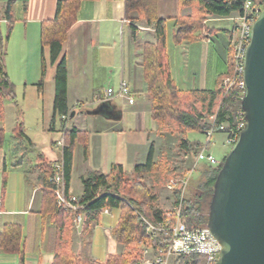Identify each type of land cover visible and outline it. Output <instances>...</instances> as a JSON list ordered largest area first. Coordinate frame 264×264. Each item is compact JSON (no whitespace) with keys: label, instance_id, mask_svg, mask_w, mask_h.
I'll use <instances>...</instances> for the list:
<instances>
[{"label":"crops","instance_id":"0c3cea01","mask_svg":"<svg viewBox=\"0 0 264 264\" xmlns=\"http://www.w3.org/2000/svg\"><path fill=\"white\" fill-rule=\"evenodd\" d=\"M58 1L0 0V45L5 72L16 87L24 84L22 100H31V105L40 110L37 120L41 124L38 138L35 133V136H29L25 119L19 127L14 128V132L22 134L18 137L29 142V145L27 142H15L16 154L19 151L21 155H29L31 163L21 177L20 189L8 191L3 187L5 184L8 186L11 180L10 167L14 170L21 168L23 160L19 158L20 155L10 161L6 154L0 161V174L3 175L5 168L8 172L0 189V233L7 224H19L23 231L22 253L4 252L0 247V264H53L56 255L66 244H70L80 258L88 255L96 260L92 256L93 246L85 249L86 242L78 231L73 230L71 234L67 229L73 226L66 213L52 217L40 212L43 184L37 155L41 153L51 161L57 157L54 143L62 125L58 121L52 124L55 75L64 57L68 59L67 99L72 110L67 124L69 130L75 129L84 134L75 142L73 149L69 180L71 193L81 196L84 191L82 178L97 171L107 174L113 164H119L127 173H133L135 166L146 163L152 152L155 161L164 160L172 171L173 163L175 167L180 161L188 164L190 159L185 160L184 155L194 154L195 158L197 150V136L188 135L192 130L184 133L182 130L172 132L168 129L160 133L158 123L151 115V97L144 79L142 50L145 42L156 41L155 31L148 29L152 26H147L136 12L127 14L125 0H85L77 21L63 43L61 54L53 62L50 47L41 45V27L43 21L55 17ZM191 12V7L180 6L178 0L158 2L159 17L166 24L165 51L171 77L183 92L187 107L189 92L219 88L220 79L229 65L227 54L233 22L228 18L236 14L218 16L208 13L207 25L198 32L202 34L203 30L207 31L205 38L176 43V20ZM214 34L217 35L214 37ZM213 43L218 53L212 56L211 62L206 47ZM42 76L44 87L41 93L38 83ZM122 81H126L133 91V103L118 97L108 101L111 104L110 112L88 113L101 104H92L97 94L105 93L109 87L118 89ZM16 91L18 94L19 90ZM76 103L87 106L75 108ZM1 130L2 141L4 129ZM5 144L8 147V142ZM173 147L181 150L179 162L164 157ZM190 147L195 149L188 150ZM112 209L109 214L87 212L83 227L89 219L100 220L103 215H111ZM108 245L113 249L109 248L108 252H113L118 243L115 239H109Z\"/></svg>","mask_w":264,"mask_h":264},{"label":"trees","instance_id":"16d2710c","mask_svg":"<svg viewBox=\"0 0 264 264\" xmlns=\"http://www.w3.org/2000/svg\"><path fill=\"white\" fill-rule=\"evenodd\" d=\"M85 0H59L56 15L53 19L42 22L41 45L51 49V60L55 62L63 49V43L67 39L72 25L78 19V13L82 2ZM159 0H125L126 13L136 12L139 17L145 20L146 24L153 25L156 41H147L142 50V67L147 92L151 97V115L158 123L160 133L166 130H182L184 133L192 130L205 133L211 128L210 123L202 120L203 109L207 112L211 109L214 100L221 94V90L191 91L188 93L190 102L187 104L183 92L178 88L171 77L168 66V58L165 53L166 47V24L158 14ZM180 6L191 7L189 15L179 16L176 20L174 41L181 43L184 40H201L203 36L198 33L203 29V22L206 14L228 16L242 9V0H178ZM264 5V0H261ZM197 33V34H196ZM230 52V49H229ZM3 49L0 45V124L4 121L3 99L10 98L16 101L15 85L5 72L3 64ZM230 59L227 71L230 73ZM43 75L45 65L43 63ZM68 59L64 57L58 64L55 75V100L53 122L58 121L64 126L62 118L68 115ZM39 91L43 92L44 77L38 83ZM196 98H192V97ZM225 108L219 112L217 124L224 123L228 129L236 128L238 125V110H243L240 101L228 96L225 100ZM71 116V113H70ZM19 127V124H16ZM2 130H0L1 133ZM21 134V132H19ZM84 135V134H83ZM78 130L72 129L66 132L65 167L66 180L69 186L70 170L73 158L75 142L83 136ZM202 145L197 141V148ZM55 147V146H54ZM190 147L188 150H194ZM40 160L38 165L42 179L41 213L44 216H60L66 213L72 218L71 211H65L57 207L54 192L55 185L52 181L54 169L52 163L41 153L37 155ZM164 160L155 161L151 152L146 163L135 166L134 174L139 175L138 179H128L127 172L119 164H113L111 171L104 174L100 171L92 172L82 178L84 191L80 196L83 203L87 205L86 213L92 212L98 215L104 208H119L120 217L112 228L115 240L122 244L125 250L121 253L108 252L103 260L84 261L73 253L69 245H65L56 255L53 264H140L141 253L136 250L139 238L146 236V228L141 218L135 214V210L129 206L127 201L132 203L136 209L153 221L161 218L164 210L154 209V196L151 189L142 181L143 176L160 170L165 165ZM210 168L200 165L197 170L209 174L208 181L201 186V194L197 200L187 198L188 212L191 215L192 223H208L209 213L204 212V204L207 199L213 196L214 183L222 164ZM162 166V167H163ZM166 166V165H165ZM167 169V167H166ZM5 168L3 174L6 175ZM5 180V177H4ZM207 203L210 210V202ZM195 212H201L199 220L193 216ZM68 218V217H67ZM69 230V226L67 228ZM70 232V230H69ZM0 247L4 252L22 253L23 231L19 224H7L0 233Z\"/></svg>","mask_w":264,"mask_h":264},{"label":"built area","instance_id":"2783aa9c","mask_svg":"<svg viewBox=\"0 0 264 264\" xmlns=\"http://www.w3.org/2000/svg\"><path fill=\"white\" fill-rule=\"evenodd\" d=\"M263 8L264 5L259 0H242L241 11L228 18L233 22L229 45L231 70L221 79L220 104L216 114L212 116L211 128L204 133L206 142L202 143L198 151L196 150L192 166L185 168L181 174H173L168 181L167 187L174 197L171 207L164 210L161 218L153 221L141 214L132 203L127 201L146 228V236L137 241V248L141 253L140 264H216L219 259L222 245L208 224L192 223L191 215L188 212L187 189L193 173L201 161H206L211 165L218 164L216 156L209 150L212 145L213 134L217 131L226 132L225 142L233 145L245 125L243 110L236 112L238 125L233 129H228L224 123L218 125L217 117L219 112L225 108V100L228 96L240 101V104L242 103L246 89V50L250 42L252 26ZM118 97L126 98L130 103L134 102L133 91L126 81H122L118 89L109 87L105 93L97 94L92 104L108 102ZM79 106L86 107L87 104L76 103L75 108ZM71 111L68 115L63 116L64 120L66 119L65 124L62 126L61 135L55 143L59 148V154L55 159L56 161L53 162L54 173L51 179L55 185L57 207L71 211L72 222L76 229L81 232L86 218L87 205L82 202L80 196L69 191L66 180L65 139L66 132L69 130L67 121ZM184 159L189 160L190 156L185 154ZM110 212V208H104L101 211L103 214ZM193 216L199 220L202 214L195 212Z\"/></svg>","mask_w":264,"mask_h":264},{"label":"water","instance_id":"95a60500","mask_svg":"<svg viewBox=\"0 0 264 264\" xmlns=\"http://www.w3.org/2000/svg\"><path fill=\"white\" fill-rule=\"evenodd\" d=\"M245 125L214 183L208 227L222 245L216 264H264V8L245 57ZM103 102L89 114L110 112Z\"/></svg>","mask_w":264,"mask_h":264},{"label":"rangeland","instance_id":"374dc122","mask_svg":"<svg viewBox=\"0 0 264 264\" xmlns=\"http://www.w3.org/2000/svg\"><path fill=\"white\" fill-rule=\"evenodd\" d=\"M260 1L261 0H259V2ZM206 18L203 22L204 26L207 25ZM147 26H149V25H147ZM151 26L152 27H148V29L154 30L153 25H151ZM205 32H207V31L203 30V32L201 34L203 36V38L206 37ZM214 33H216V31ZM216 35L217 34H214V37ZM197 45H199V44H197ZM206 48L208 50V53L210 54L209 60L211 61L213 59L212 56H214V55L216 56L215 53H218V48H216L215 43L211 44L210 46H208ZM165 53H166V51H165ZM227 56L230 59V52H228ZM222 77H221V79H222ZM221 79H220V82H221ZM23 87H24V84L21 83V85H19L18 87L15 88V91H16V89L19 90L18 94L16 93L17 91L15 92L16 93V101L11 100L10 98H4L2 101L3 106H4V121L2 124H0V130L4 129V131L1 135V138H4V140L3 139H2V141L0 140V161H2V157H4L6 154H7L8 159L10 161H13L14 158L16 157V155H18V154L20 155L19 158L21 160H23L21 168H17V170H14L10 167V169H9V172L11 175V180H10L8 186L6 184L3 185V187L8 191H12V190L16 191V189L17 190L20 189L21 177L24 173V170H25V168L29 167L31 164L30 160H29V155H27V154L21 155V152H19V151L16 154L17 150H15V142H19V143H23V144H26V142H27L25 140V138L18 137L19 135H22V134H19V132L18 133L14 132L15 131L14 128H15L16 124L20 125L22 122H24L23 120L25 119V128H27L26 129L27 133L29 134V136H35V134H36L37 138L39 137V131L38 130H39V128H41V124L37 120L39 118L38 115L40 114V110H37L36 108H34L31 105V103H32L31 100H26V101L22 100L23 94H22L21 90ZM218 89H220V84H219ZM17 96H18V98H17ZM219 99L220 98L218 95L216 97V99L214 100L213 105H212L211 109L209 110V112H207L205 109H203L204 116H203L202 120L205 121L206 123L211 124V122L213 121L212 116L214 114H216V112L218 110V106L220 104ZM67 123H68V121H67ZM61 129H62V127H61ZM60 132H61V130H60ZM60 135L58 136V138L60 137ZM188 135H189V137L191 135H196L197 141H200L201 143L206 142V136H205V134H203L201 132L192 131V132L188 133ZM226 138H227V133L226 132H220V131L215 132L212 136V145L210 146L209 150H210V152H212L216 156L219 165L223 164L225 157L230 152V150L233 146V145H229L225 142ZM5 140H7V141H5ZM5 142H8V147L6 146ZM65 142H66V139H65ZM27 145H29V142H27ZM54 146L57 149V156H58L59 148L57 147V144H55ZM197 151H198V148H197ZM180 152H181V150L179 148L173 147L171 149V151H168L167 153H165L164 157L166 159H169L170 161H173V162L178 161L179 162L180 159H178V157H179ZM55 159L52 161L49 160L52 163V166H53V162L56 161ZM193 162H194V154H191L190 160L188 161V164H185V161H183V162L180 161L179 163L176 164V165H178V167H175V164L173 163L172 164L173 165L172 171L169 170L170 167H168L167 165L166 166L162 165L163 167L161 166L160 170H157L153 173L146 174L145 176H143L142 181L144 182V184H146L151 189V192L154 196V209L161 211V210H164L166 207H168V208L171 207L174 197L167 187L170 176L173 174H181L185 168H190L192 166ZM200 165H203L204 168L205 167L210 168V166L208 165V163L206 161H201L200 164L198 165L197 169L199 168ZM166 167H167V169H166ZM53 169H54V167H53ZM7 173H6V175H7ZM169 174H171V175H169ZM6 175H5V178H6ZM127 175H128V179H130V180L139 178V175L134 174V173H127ZM208 178H209V174L204 173V171H202V169H201V171L196 170L193 173L192 179H191L190 184H189L188 189H187V198L197 200L198 194L202 193L200 188H201V186H203L208 181ZM2 180L4 181V174L3 175L0 174V189L2 187ZM210 199L211 198L207 199V203L209 202ZM207 203L204 204L203 209H204V212L209 213V206L207 205ZM120 212L121 211L119 208H113L111 215H108V216L103 215L100 220H96V219L90 220L89 219L86 226L84 225L83 231L81 230V232L76 229V227L74 226V224L72 222L73 227H69V230H70L71 234H72L73 230H76V232L78 231V235H81V238L86 242L85 249H88L89 245H92L93 246L92 256L96 260H103L106 256V254L108 253L109 248H110L108 245L109 239H113V240L115 239V237L113 236V234L110 232L109 229L112 230V228L115 226L118 218L120 217ZM86 215H87V213H86ZM71 221H72V218H71ZM205 223L206 222L201 223V225H205ZM66 245H69L70 249L73 251L70 244H66ZM134 249L138 250L137 246ZM110 250H113V249L110 248ZM114 250H115L114 252L121 253L125 250V248L122 244L118 243V245L115 247ZM86 254H88V251H86ZM81 259L84 261H93L94 260V259H92V257H90L88 255L84 256Z\"/></svg>","mask_w":264,"mask_h":264}]
</instances>
